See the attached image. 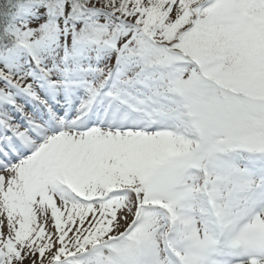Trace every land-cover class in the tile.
<instances>
[{"label": "snow or ice", "instance_id": "obj_1", "mask_svg": "<svg viewBox=\"0 0 264 264\" xmlns=\"http://www.w3.org/2000/svg\"><path fill=\"white\" fill-rule=\"evenodd\" d=\"M0 264H264V0H0Z\"/></svg>", "mask_w": 264, "mask_h": 264}]
</instances>
